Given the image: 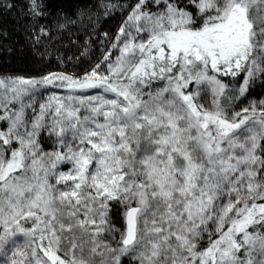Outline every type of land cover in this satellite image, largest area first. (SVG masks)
Returning <instances> with one entry per match:
<instances>
[{"label": "snow or ice", "instance_id": "obj_1", "mask_svg": "<svg viewBox=\"0 0 264 264\" xmlns=\"http://www.w3.org/2000/svg\"><path fill=\"white\" fill-rule=\"evenodd\" d=\"M258 86L264 0H132L91 70L0 78V264H264Z\"/></svg>", "mask_w": 264, "mask_h": 264}, {"label": "trees", "instance_id": "obj_2", "mask_svg": "<svg viewBox=\"0 0 264 264\" xmlns=\"http://www.w3.org/2000/svg\"><path fill=\"white\" fill-rule=\"evenodd\" d=\"M46 10L32 15V0H0V78L39 77L52 72L79 76L100 62L123 24L132 0H39ZM12 3L8 8L5 5ZM75 23H66L67 20ZM65 24L64 27H60ZM113 55H116L114 52ZM66 94L62 89H50ZM48 92L37 95V103ZM264 99L255 87L249 103ZM247 107V103L244 105ZM0 121V129L5 126ZM46 150H51L48 143ZM117 227L120 218L114 216ZM126 258H122L123 260ZM129 264H136L134 260Z\"/></svg>", "mask_w": 264, "mask_h": 264}]
</instances>
